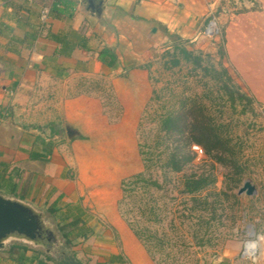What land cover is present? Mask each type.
I'll return each mask as SVG.
<instances>
[{
  "label": "crops",
  "instance_id": "crops-1",
  "mask_svg": "<svg viewBox=\"0 0 264 264\" xmlns=\"http://www.w3.org/2000/svg\"><path fill=\"white\" fill-rule=\"evenodd\" d=\"M84 1L0 0V195L39 215L43 244H58L53 227L64 241L63 232L72 235L69 227L86 226L85 213L96 212L119 247L97 244L108 251L95 264H152L117 214L120 194L109 185L115 164L137 158L138 102L149 93L144 65L154 41L166 31L212 52L201 30L214 12L223 26L225 61L264 101V0H100L97 14ZM103 47L115 55L113 64L98 59ZM91 82L109 86L119 105L115 120L105 87L94 90ZM106 165L112 168L103 175ZM13 245L27 249L20 256ZM42 248L7 237L0 264H36Z\"/></svg>",
  "mask_w": 264,
  "mask_h": 264
},
{
  "label": "rangeland",
  "instance_id": "rangeland-1",
  "mask_svg": "<svg viewBox=\"0 0 264 264\" xmlns=\"http://www.w3.org/2000/svg\"><path fill=\"white\" fill-rule=\"evenodd\" d=\"M216 22L217 35L202 36L203 39L210 38L214 48L212 52L199 49L183 39L182 45L195 53L201 52L203 63L211 64L216 69L220 68L219 64L225 67L232 81L250 101L232 103L227 89L224 86L221 88L223 77L216 80L212 78L213 73L193 69L182 60L178 66L163 68L162 62L168 61L169 56H161L164 51H171L173 44V40L169 39L164 31L165 38L155 39L152 59L149 61V93L138 102L134 131L135 148L132 149V156L136 154V161L132 158L130 164H115L117 177L109 187L118 190L120 194V180L143 170L138 152L139 145L146 150L147 146L152 144L157 116L175 106L180 98L195 99L203 103L214 121L221 125L222 132L231 139L235 147L241 170L240 181L230 189L225 187V175L229 173L228 170L218 163H212L203 154L200 157L195 156L180 172L167 173L165 179L159 168L153 167L151 177L162 184V187L151 189V196L144 195L141 200L148 202L146 207H153L154 215L150 216L151 219H156L144 222L135 210L127 214L138 219L140 224H146L150 233L155 234L145 245L137 239L152 264H211V261L217 258L228 260L223 262L225 264H264V101L258 100L246 89V85L225 61L223 26L218 20ZM212 38L216 40L213 41ZM90 87L94 90L105 87V100L113 112L110 118L115 120L118 117L119 105L113 97L111 99L109 86L91 82ZM226 87L229 88L227 83ZM109 167L111 166L106 165L105 171H102L103 175L109 173ZM207 170L214 176L212 185L192 196L179 193L180 178L183 174H197ZM244 180H249L254 187L250 195L244 192L236 193ZM206 201L210 202V205H207ZM128 206H131V201L124 204L123 209ZM117 214L119 215L118 211ZM83 218L86 226H72L67 230L71 231L70 236L83 231L85 237L72 238V245L68 250L72 251L81 263L95 264L96 258L106 256L108 251L99 248L97 244H111L118 248V237L98 213L86 212ZM121 220L123 221L122 218ZM89 221L93 227L87 226L90 225ZM52 230V235L57 236L59 241V229L53 227ZM58 241L59 244L63 239ZM245 242H254L255 245L249 255L243 252ZM50 244L49 241V244L37 245L43 247L40 251L47 248L49 253L54 255ZM36 247L40 249V246ZM49 264H53V261H49Z\"/></svg>",
  "mask_w": 264,
  "mask_h": 264
},
{
  "label": "trees",
  "instance_id": "trees-1",
  "mask_svg": "<svg viewBox=\"0 0 264 264\" xmlns=\"http://www.w3.org/2000/svg\"><path fill=\"white\" fill-rule=\"evenodd\" d=\"M165 33L169 39L173 40V44L171 51L166 50L161 56H169L168 61L162 62L163 68L178 66L182 60L190 64L193 69L213 73L212 78L216 80H220L223 77L221 88L224 86L227 89L232 103L241 102L242 100L250 101L240 91L238 85L232 81L225 67L219 64L220 68L216 69L211 64L203 63L201 52L195 53L193 50L186 49L178 36L166 31ZM97 57L106 65L113 64L115 60V55L107 47L101 48ZM167 62L169 63L167 64ZM149 65L150 63H147L144 68L148 69ZM226 83L229 88L226 87ZM193 144L199 145L203 155L212 163H218L228 170L229 173L225 175V178H227L225 187L230 189L240 181L241 170L235 147L231 143V139L222 132L221 125L211 117L206 105L195 99H178L175 106H171L157 116V127L152 144L148 145L146 150H143L142 145H139L138 152L143 170L122 178L119 182L120 197L116 202L117 211L129 230L142 245H145L149 238L155 234L150 233L146 224H140L138 219L131 218L127 214L135 210L139 218L144 222L156 219V217L151 219L150 216L154 215L153 207L150 205L146 207L148 202L141 200L144 195L151 194V189H160L162 187V184L151 177L152 168H159L163 179L166 178L167 173L180 172L195 157L194 152L191 150V145ZM213 183L214 176L210 170L197 174H183L180 178L179 193L192 196ZM128 201H131V206L123 209L124 204H127ZM206 204L210 205V202L206 201ZM145 209L148 211L147 214ZM76 221L74 220L72 223L74 224ZM79 236H85L83 231L75 233L71 238ZM62 237L64 238L62 243L50 244L54 255L49 252L45 253L44 251L36 250V264H47V261H53V264H83L75 257L72 251L68 250L72 245L68 232H63ZM12 247H16L21 251L20 256L27 249L22 245H13Z\"/></svg>",
  "mask_w": 264,
  "mask_h": 264
},
{
  "label": "water",
  "instance_id": "water-1",
  "mask_svg": "<svg viewBox=\"0 0 264 264\" xmlns=\"http://www.w3.org/2000/svg\"><path fill=\"white\" fill-rule=\"evenodd\" d=\"M84 2L91 13L97 14L100 11V0H85ZM253 190L254 187L250 181L244 180L236 193L244 192L250 195ZM44 231L37 213L17 201L0 195V247L4 239L10 236L41 244Z\"/></svg>",
  "mask_w": 264,
  "mask_h": 264
},
{
  "label": "built area",
  "instance_id": "built-area-1",
  "mask_svg": "<svg viewBox=\"0 0 264 264\" xmlns=\"http://www.w3.org/2000/svg\"><path fill=\"white\" fill-rule=\"evenodd\" d=\"M47 15H48V11L46 8H42L40 10V20L41 21H44L46 18H47ZM216 15L214 14V12H210L209 13V18L207 20V22L205 23L203 29L201 30V34L203 36H206V37H212L214 35H217L218 33V28H217V22H216ZM191 150L194 152L195 156L196 157H200L202 154H203V151L201 149V147L199 145H191ZM249 242H245L244 243V253L246 255H249L251 254L252 250L254 249V247H250L249 245Z\"/></svg>",
  "mask_w": 264,
  "mask_h": 264
},
{
  "label": "bare ground",
  "instance_id": "bare-ground-1",
  "mask_svg": "<svg viewBox=\"0 0 264 264\" xmlns=\"http://www.w3.org/2000/svg\"><path fill=\"white\" fill-rule=\"evenodd\" d=\"M248 245H250V247H254L255 245H254V242H249V244ZM253 245V246H252Z\"/></svg>",
  "mask_w": 264,
  "mask_h": 264
}]
</instances>
